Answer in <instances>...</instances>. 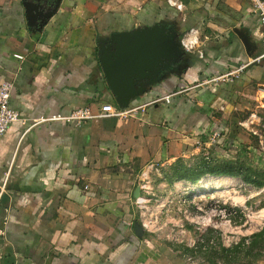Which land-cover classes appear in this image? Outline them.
<instances>
[{"label": "crops", "instance_id": "0c3cea01", "mask_svg": "<svg viewBox=\"0 0 264 264\" xmlns=\"http://www.w3.org/2000/svg\"><path fill=\"white\" fill-rule=\"evenodd\" d=\"M172 1L183 10L169 0H61L36 30L27 24L24 0H0V81L13 80L10 107L20 114L0 139V264H156L158 254L145 252L131 233L143 172L176 161L188 139L215 126L222 137L246 139L240 115L264 112V89H254L264 88V63L250 69L232 97L215 84L201 85L248 58L234 29L250 34L256 52L264 50L249 0ZM173 10L177 18L160 23L179 35L196 28L199 55L189 53L138 97V106L122 109L124 117L57 120L80 108L98 114L103 105L116 106L99 41L151 28L161 12ZM181 84L188 112L184 99L148 103Z\"/></svg>", "mask_w": 264, "mask_h": 264}, {"label": "rangeland", "instance_id": "374dc122", "mask_svg": "<svg viewBox=\"0 0 264 264\" xmlns=\"http://www.w3.org/2000/svg\"><path fill=\"white\" fill-rule=\"evenodd\" d=\"M190 30L180 32V44ZM199 49L197 45L190 54L199 55ZM249 60L248 57L234 63L232 75ZM257 117L250 126L242 125L246 139L230 136L229 132L226 136L232 141L228 144L226 136L212 141V132L191 137L176 161L182 159L195 167L204 156L212 166L236 165L243 168L239 169L243 177L264 180V141L260 143L258 135L251 131L264 138V112H258ZM239 118L242 123L247 122L251 111H244ZM214 130L219 128L215 126ZM220 148L223 150L218 151ZM174 162L144 171L143 178L137 181L136 188L145 203L142 210L136 208L135 226L142 227L143 232L137 235L132 229L131 233L144 242L143 250L158 254L156 264H264V243L260 239L261 244L255 245L252 253L245 248L252 242L251 237L264 228V187L248 184L239 176L207 175L197 183H169L167 175ZM139 183H145L148 190L142 191ZM244 239L245 245L236 253V259L221 258V247L231 248ZM202 246L210 247V251L206 253ZM258 254L260 258L255 260Z\"/></svg>", "mask_w": 264, "mask_h": 264}, {"label": "water", "instance_id": "95a60500", "mask_svg": "<svg viewBox=\"0 0 264 264\" xmlns=\"http://www.w3.org/2000/svg\"><path fill=\"white\" fill-rule=\"evenodd\" d=\"M24 0L27 24L41 30L60 8L61 0ZM244 44L249 58H254L258 46L250 34L234 29ZM178 30L170 23H159L147 29L114 33L99 41V62L108 87L119 109L129 108L140 95L161 82L189 60L190 54L181 46ZM137 190L135 196L138 197ZM136 234L143 228L135 227Z\"/></svg>", "mask_w": 264, "mask_h": 264}, {"label": "built area", "instance_id": "2783aa9c", "mask_svg": "<svg viewBox=\"0 0 264 264\" xmlns=\"http://www.w3.org/2000/svg\"><path fill=\"white\" fill-rule=\"evenodd\" d=\"M170 4L175 6L178 10H183V5L181 3L169 0ZM251 5V11L258 17L260 26L262 27V34H263V42H264V0H249ZM198 34L199 31L197 29H191L182 39V48L187 52L190 53L192 49L196 48L198 45ZM262 59H264V50L254 58H250L247 64L239 67L238 73L236 75H232L231 70L219 77L213 78L211 80L203 81L201 85H208L211 83L217 82H224V81H232L234 78H237L245 69L249 66L259 63ZM14 87V82L11 79H6L0 81V139L5 137L13 124L20 120V114L10 107V100L12 96V91ZM172 95H166L159 100H155L151 102V104H155L158 102H169ZM144 106L141 107L143 109ZM125 113L122 109H119L117 106H113L110 104L103 105L100 109L98 114H94L90 107L80 108L77 109L74 113L70 116H59L57 120H64L71 123H81L89 120H95L99 118H106V117H124ZM255 119L256 116L251 115V119L247 122L242 123L244 127L250 126L253 123L252 119ZM255 135H258L260 139V143H263L264 138L259 135L257 132L251 130ZM222 137V134L218 130H214L212 132V141H216ZM142 191H147L148 186L144 183L142 186L140 185ZM87 188V187H86ZM145 200L142 196H138L136 199V204L139 209H143Z\"/></svg>", "mask_w": 264, "mask_h": 264}, {"label": "trees", "instance_id": "16d2710c", "mask_svg": "<svg viewBox=\"0 0 264 264\" xmlns=\"http://www.w3.org/2000/svg\"><path fill=\"white\" fill-rule=\"evenodd\" d=\"M178 15H179V12L176 11V10H173V13L171 12V14H169L168 12L166 13L165 11H163V12H161V14H160L161 17L158 19L157 23H160L163 20L176 19ZM261 52H259L256 55L258 56ZM263 63H264V59H262L259 63H255V64L249 66L237 78H234L232 81L217 82V83H215V86L220 88L221 90H223V92L226 93V96L229 95V96L232 97L235 86L238 83H240V80H242L243 77H245V75L248 74L250 69L255 67V66H259V65H261ZM229 71H227L226 73H228ZM176 78H177V80H180V78L178 76ZM213 78L214 77L207 78V79H204L202 81L211 80ZM186 88L187 87L184 84H181V85L175 87L174 91L171 93L173 95L171 96L169 102H164V103L168 106V105L173 104L177 100L184 99L185 102H186L188 100V98L183 97L180 93L178 94L179 91H182V90H184ZM208 91L210 92L211 89H208ZM151 102H153V101L150 100V102H148V103H151ZM162 102L163 101L158 102V104L157 103L152 104V106L156 107V105H159ZM144 105H147V103H144ZM183 105H184L183 109H185V112H188L187 111V108L189 106L188 103L187 102L183 103ZM131 106H138V105H136L135 102H134ZM148 106L150 107L151 105H148ZM195 110H197V108ZM198 114L204 115V114L200 113L199 111H198ZM235 169H237V171ZM239 169L242 170L243 168H237L236 165H229V167L212 166L210 164V162L207 161L206 157H204V156L200 157V160H199V162L197 163V165L195 167L188 166L184 162V160L178 159L176 162H174L171 165L170 174L167 175V181L169 183H172L174 181H177V182L178 181H190L191 183H197L198 181H200L202 178H204L207 175H210V176H213V177H236V176H239V177H242L244 182H246L248 184L254 185V186L259 187V188L264 187V180H258L256 178L254 179V178L246 176V175L243 177L240 174V170ZM259 239L262 241V243H264V228L262 229L261 232H259L257 234H254L251 237L252 242L250 243V245L245 246V248H247L246 250L249 249V252L252 253V251L254 250V246L261 244ZM245 241L246 240L244 239V240H242V242L240 244H237V245H235V246H233L231 248L221 247L219 249L222 252L221 258L225 259V260H229L232 257V259H234L236 253H238L239 250L242 249V247L245 245ZM207 246H209V245H207ZM207 246H202L205 249L206 253H208L210 251V247H207ZM148 252L150 253L151 251H148ZM259 258H260V255L258 254L255 257V260H258Z\"/></svg>", "mask_w": 264, "mask_h": 264}, {"label": "flooded vegetation", "instance_id": "af4514ba", "mask_svg": "<svg viewBox=\"0 0 264 264\" xmlns=\"http://www.w3.org/2000/svg\"><path fill=\"white\" fill-rule=\"evenodd\" d=\"M177 68H179V67L177 66Z\"/></svg>", "mask_w": 264, "mask_h": 264}]
</instances>
